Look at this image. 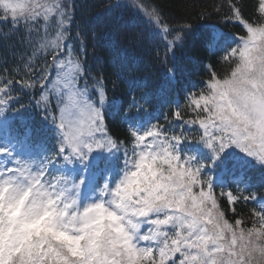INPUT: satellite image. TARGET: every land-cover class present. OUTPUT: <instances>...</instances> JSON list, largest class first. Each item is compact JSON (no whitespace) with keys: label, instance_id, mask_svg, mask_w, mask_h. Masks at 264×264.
Listing matches in <instances>:
<instances>
[{"label":"snow or ice","instance_id":"snow-or-ice-1","mask_svg":"<svg viewBox=\"0 0 264 264\" xmlns=\"http://www.w3.org/2000/svg\"><path fill=\"white\" fill-rule=\"evenodd\" d=\"M75 7L0 0V41L20 46L16 65L5 57L0 68V264H264V0L249 14L244 0L215 8L242 31L211 25L199 43L227 67L207 65L203 86L186 89L163 123L155 93L137 96L141 86L121 75L130 93L121 101L116 81L110 90L91 74ZM111 7L163 41L170 84L178 50L193 63V24L168 23L146 0ZM241 202L253 205L247 215Z\"/></svg>","mask_w":264,"mask_h":264},{"label":"trees","instance_id":"trees-1","mask_svg":"<svg viewBox=\"0 0 264 264\" xmlns=\"http://www.w3.org/2000/svg\"><path fill=\"white\" fill-rule=\"evenodd\" d=\"M113 0H74L75 20L72 26L73 34L77 31L82 33L86 46V66L93 76L102 74L111 90V81L117 82L115 95L121 101L130 98L128 84L121 83L119 76L125 81L135 80L141 87L135 90L137 96L145 90L155 93V103L152 115L164 122V115L170 113L175 103L184 105L185 90L191 87H202L203 81L208 79L207 65L211 64L218 73H223L227 65L220 61V54L212 55L199 43L202 34L209 30V26L216 25L224 33H240L238 25H224L221 22L220 13L215 11L217 6L223 5L224 0H146L153 6L158 7L166 21L170 24L180 23L187 20L193 24L196 32L193 40H190L186 49L188 55L193 57V63L177 51V75L173 83H169L164 67L159 62L157 52L163 55V41L155 36L146 26L144 19L129 9L119 10L111 8ZM245 13L249 14L255 0H244ZM206 12L207 16L201 20L199 14ZM16 37L8 41H0V68L5 66L4 58H7V66L14 67L19 59V51L13 56L12 48ZM79 47V42L74 41ZM19 49V45H15ZM123 59V64L115 63L116 55ZM119 74V75H118ZM110 94L111 91H110ZM28 97L24 98L27 103ZM34 127H38V118L31 121ZM110 131L118 136L124 135V127L118 117H113L109 122ZM243 202L236 206L237 214L247 215L249 208ZM234 217L228 213V219Z\"/></svg>","mask_w":264,"mask_h":264},{"label":"rangeland","instance_id":"rangeland-1","mask_svg":"<svg viewBox=\"0 0 264 264\" xmlns=\"http://www.w3.org/2000/svg\"><path fill=\"white\" fill-rule=\"evenodd\" d=\"M114 1V2H113ZM112 2H113V5L117 2V0H113ZM112 8V7H111ZM218 54H220L221 55V53H219V52H217ZM232 187H233V190L235 191V185L233 184L232 185ZM252 204V203H251Z\"/></svg>","mask_w":264,"mask_h":264}]
</instances>
